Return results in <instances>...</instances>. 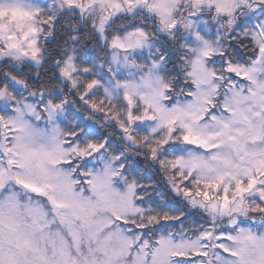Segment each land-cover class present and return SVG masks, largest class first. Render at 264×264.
<instances>
[{
	"label": "snow or ice",
	"instance_id": "6c2138e0",
	"mask_svg": "<svg viewBox=\"0 0 264 264\" xmlns=\"http://www.w3.org/2000/svg\"><path fill=\"white\" fill-rule=\"evenodd\" d=\"M0 264H264V0H0Z\"/></svg>",
	"mask_w": 264,
	"mask_h": 264
}]
</instances>
